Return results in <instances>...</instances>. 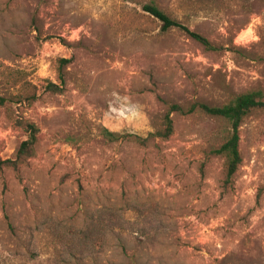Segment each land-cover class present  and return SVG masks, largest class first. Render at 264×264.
Returning <instances> with one entry per match:
<instances>
[{
	"label": "rangeland",
	"instance_id": "obj_1",
	"mask_svg": "<svg viewBox=\"0 0 264 264\" xmlns=\"http://www.w3.org/2000/svg\"><path fill=\"white\" fill-rule=\"evenodd\" d=\"M146 4L211 48L162 31ZM27 83L33 102L0 107V161L22 122L39 129L31 156L0 168V264H264V112L239 129L230 185L210 154L220 120L173 114V135L147 146L103 135L145 138L170 105L264 94V0H0V95Z\"/></svg>",
	"mask_w": 264,
	"mask_h": 264
},
{
	"label": "trees",
	"instance_id": "obj_2",
	"mask_svg": "<svg viewBox=\"0 0 264 264\" xmlns=\"http://www.w3.org/2000/svg\"><path fill=\"white\" fill-rule=\"evenodd\" d=\"M143 10L149 15L161 22L162 31H168L171 29H177L187 34L192 39L203 45L205 48H211V44L201 35L192 32L186 26L179 21L172 19L164 11L159 9L154 4H146L143 6ZM70 62V59H60L59 63V80L60 84H54L48 82L46 89L52 93H58L61 91V87L64 84L62 73L60 72L62 67ZM17 89L18 84H15ZM22 88V89H21ZM20 90L16 94H11L10 99L6 96L0 95V107L6 104L18 105L24 102L31 103L36 99V93L29 88H33L29 83L22 85ZM195 112L201 113L210 118H214L226 123V131L223 142L215 149H211L210 154L220 157L225 163V185H230L232 179L236 174L238 167L241 164V156L239 151V129L243 122L256 112H264V94L260 91L246 92L234 96L228 102L221 106H209L204 103L194 102L185 110L179 105H170L159 125L156 126L155 131L149 133L145 138H142L133 134H119L110 132L106 129L103 130V135L107 140L116 142L120 140H127L133 142L139 146H147L153 139L168 140L174 133V124L172 115H190ZM22 125L27 132L28 138L23 141L16 153L15 160L0 161V168L13 167L16 168L22 161L31 156L34 144L37 141V134L39 132L38 127L34 123L22 122Z\"/></svg>",
	"mask_w": 264,
	"mask_h": 264
}]
</instances>
